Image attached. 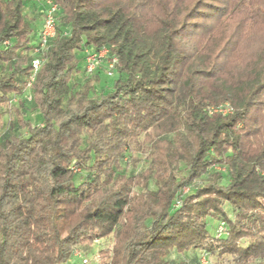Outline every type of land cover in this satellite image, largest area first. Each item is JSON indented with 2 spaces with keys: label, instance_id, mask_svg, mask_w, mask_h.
<instances>
[{
  "label": "trees",
  "instance_id": "16d2710c",
  "mask_svg": "<svg viewBox=\"0 0 264 264\" xmlns=\"http://www.w3.org/2000/svg\"><path fill=\"white\" fill-rule=\"evenodd\" d=\"M26 1L0 0V264H68L108 238L99 264H264V0H53L30 102ZM101 48L116 62L97 92L107 66L86 74L84 52ZM11 97L39 123L7 127Z\"/></svg>",
  "mask_w": 264,
  "mask_h": 264
},
{
  "label": "rangeland",
  "instance_id": "374dc122",
  "mask_svg": "<svg viewBox=\"0 0 264 264\" xmlns=\"http://www.w3.org/2000/svg\"><path fill=\"white\" fill-rule=\"evenodd\" d=\"M93 1L98 2L101 0H93ZM33 6H35L36 11L38 13H40L41 3L39 0H27L25 2V7L27 10H29V8L33 7ZM33 14L34 13H32L29 17L33 18L34 17ZM40 17L41 18L37 19V21H35V23L33 24V34L32 35H34V36H35V32L38 30V28L40 26V21L42 22V16H40ZM62 29L64 30L63 27H62ZM34 42H35V40L33 41V43ZM31 53L32 52H30V54ZM44 63H45V60H44L43 64ZM100 71H101L100 82L96 86L97 92H99L101 90V88L103 87V84H105V85L108 84V81L110 80V79L104 77V75H105L104 70L101 69ZM0 73H2L1 69H0ZM82 80H83V77L81 75L75 76V82L78 83V81H82ZM105 81H107V82L105 83ZM10 101L11 102H9L7 104V106L3 109V111L5 112L4 116H3V122L5 123V125H7V127L9 126L8 124H10V123L12 124L15 122V116H16L17 110H19V112L21 113L22 117H24V119L31 120V122L33 124L39 123L38 122V116H39L38 111L33 109L30 104L23 103V106L21 108L20 107V101L21 100H16L15 97H11ZM125 168H126L127 174H130V173L136 174V173L140 172L141 170H143L144 165L142 163L133 165L132 163L128 162V164L125 166ZM197 184H198V181L193 183V185H195V186ZM187 189L188 188H184L183 189L184 192H186ZM138 190H139L138 188H135L134 192H138ZM225 212H227V213L230 212L228 207L225 208ZM217 226H218V222L210 221L208 223V226H207V230H208L209 234L214 235L215 229ZM111 243H112L111 239L108 238V239H103V240H100L98 242H95L91 245L81 246L77 250H78V252H80L82 254V256L81 257H72L69 260L68 264H99V257H98L99 251L104 250L106 248H110ZM195 256L196 257H194L192 254H187V255L181 256L179 258L181 260H184L187 264H199L198 260L201 257V254L197 253ZM171 257L173 259L179 260V258L175 254H172ZM83 259H86L88 262L83 263L82 262ZM206 261H207V264H228L227 260H219L216 257H212V256H209L208 258H206Z\"/></svg>",
  "mask_w": 264,
  "mask_h": 264
},
{
  "label": "built area",
  "instance_id": "2783aa9c",
  "mask_svg": "<svg viewBox=\"0 0 264 264\" xmlns=\"http://www.w3.org/2000/svg\"><path fill=\"white\" fill-rule=\"evenodd\" d=\"M41 3V16L42 24L38 33V39L36 47L32 51L33 58L30 62V77L27 82V94L25 95L26 100L30 102L32 97L29 93L31 85L34 81L36 73L39 71L43 62L45 60L46 54L49 51L51 41L56 36V26H57V14L59 8L53 0H39ZM106 63V75L108 77L113 76V69L116 62L115 58H109V53L107 48H101L98 51L86 50L84 52V66L85 72L88 75H92L96 69H98L103 63ZM232 108L228 104L220 105L218 107L212 108L209 110V113L226 115L231 113ZM188 191V189H187ZM186 191V192H187ZM183 190V194H185ZM179 206L177 201L176 207ZM225 233V228L223 223H220L217 227V234L223 235ZM98 242V241H96ZM75 257H81L82 254L78 251L74 253ZM83 263H87L86 259L82 260ZM201 262L207 264L205 257H202Z\"/></svg>",
  "mask_w": 264,
  "mask_h": 264
},
{
  "label": "crops",
  "instance_id": "0c3cea01",
  "mask_svg": "<svg viewBox=\"0 0 264 264\" xmlns=\"http://www.w3.org/2000/svg\"><path fill=\"white\" fill-rule=\"evenodd\" d=\"M25 10H27V9L25 8ZM32 13H34V14H33L34 17H33V18H30L29 16H30ZM26 14L28 15V17H29L30 19H32L31 21H33V24L35 23V21H37V19H40V18H41L40 15H39V13L36 11V7H35V6L30 7L29 10L26 11ZM41 23H42V22L40 21V26H39L38 30L35 32V41H36V39H37L38 32H39V30H40V28H41ZM33 24H32V25H33ZM34 43H35V42H34ZM34 43H33V44H34Z\"/></svg>",
  "mask_w": 264,
  "mask_h": 264
}]
</instances>
